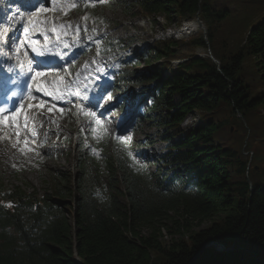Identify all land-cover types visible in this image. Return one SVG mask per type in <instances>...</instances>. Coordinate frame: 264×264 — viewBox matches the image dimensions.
I'll use <instances>...</instances> for the list:
<instances>
[{"label":"trees","instance_id":"trees-1","mask_svg":"<svg viewBox=\"0 0 264 264\" xmlns=\"http://www.w3.org/2000/svg\"><path fill=\"white\" fill-rule=\"evenodd\" d=\"M137 5L142 14L167 20L171 13L179 20L197 14L206 36L184 44L198 48L212 46L216 27L229 16L214 0ZM103 40L107 53L132 41ZM180 41L151 42L140 57L127 54L116 63L118 88L134 87L144 102L143 119L161 130L165 146L156 169L130 155L146 142L102 137L97 157L78 135L72 172L51 174L42 195L26 191L27 183L6 187L0 175V264H264V181L238 151L215 144L226 122L202 118L181 128L194 111L209 114L226 105L246 118L264 109V87L252 90L242 75L251 57L264 82V17L246 30L236 52L214 55L218 64L205 55L174 58ZM140 58L165 61L146 72L135 68ZM171 59L183 61L171 68Z\"/></svg>","mask_w":264,"mask_h":264},{"label":"rangeland","instance_id":"rangeland-1","mask_svg":"<svg viewBox=\"0 0 264 264\" xmlns=\"http://www.w3.org/2000/svg\"><path fill=\"white\" fill-rule=\"evenodd\" d=\"M96 3L100 5L101 1H96ZM214 3L218 7L221 6L228 10L229 16L216 27L215 40L212 46L207 45L206 48L184 44L200 35L206 36L203 22H201L200 29L197 27L196 31L190 32L183 38L177 33L183 22H186V20L190 21L189 19L192 17H198L197 14L179 20L178 17L171 13L168 21L162 17L163 14H157L155 15L156 17H145L137 5V0H107V5H105L102 14L109 21V28L101 25H90L79 15L67 20L59 19L56 14L49 15V13L44 17L48 18V24L51 27L60 30L61 36L66 41L60 48L66 47L64 49L66 55H74L75 50H85L87 49L86 46L90 47V54L95 55L99 48V43L93 39L99 34H108L118 39H132L131 45L124 52L119 53L117 58L109 56V60H107L109 63L103 66L104 73L107 75L103 79V81H106V84L102 86L103 103L110 102L111 105L102 117L104 119L103 123H106L108 129L113 131L115 130L113 128L114 124L117 121H123L125 114L115 111L119 104V102H116L118 98L110 95L112 87H110V81H107L108 79L116 78L117 67L114 65L116 59H125L127 54H134L140 57L143 52L150 50L149 43L152 41L158 42L170 39L182 40L176 48L174 58L205 55L210 60L213 61L215 59L218 62L215 56L225 58L229 54L236 52L243 43L246 30L264 17V2H255L254 0H214ZM123 5L126 10H124ZM61 13H58V15ZM76 30H78L77 33L80 38L75 46L71 47L69 38L76 33ZM164 61H152L150 64H146L140 58V63L135 68L149 72L157 64ZM175 63L173 61L172 65ZM255 66L256 61L251 57H247L242 67L243 78L254 91L261 90L264 87V82L260 80V75L257 74ZM123 95L126 100L125 107L130 112L135 110L136 118L141 119L140 115L143 107L135 89L133 87L127 88L119 96ZM48 110V112L46 110L41 114L39 121L40 138L43 139L45 133L50 134V142H48L49 153L47 154L42 150L44 141L42 142L41 140V145L38 148L28 147L21 140L17 139L16 141L13 138V133L16 130L11 126L0 129V132H6L9 136V141H0V174L6 187L20 185L25 188L24 183H27L29 188L26 191H34L40 196L47 190V182L51 174L57 171L72 172L74 143L76 140L73 133L75 130L80 132L85 127H90V124L80 115L73 114L70 108H60V106L51 105ZM202 118L215 122H226L223 128L215 134V144L222 147H232L238 151L243 159L248 161L250 168H256V177L264 181V109L253 111L246 118L232 115L230 108L226 105H221L217 110L209 114L194 111L186 116L187 124L181 125V128L194 126ZM160 131L148 121L140 122L134 130V140L151 142L146 148L138 151L145 163H150V171L154 170V159L162 148V144L158 140ZM1 137L3 135H0ZM64 138L69 140L67 144L63 142ZM13 143L14 145H12ZM67 210L69 213L71 212L70 208H67ZM169 238L165 233L163 243H167Z\"/></svg>","mask_w":264,"mask_h":264},{"label":"snow or ice","instance_id":"snow-or-ice-1","mask_svg":"<svg viewBox=\"0 0 264 264\" xmlns=\"http://www.w3.org/2000/svg\"><path fill=\"white\" fill-rule=\"evenodd\" d=\"M4 31H7V29H5ZM27 31H28L27 28H25V33H27ZM3 39H4L3 33L0 32V40H3ZM14 43H15V41H12L11 38L8 37L6 46H8L9 44H14ZM28 43L32 47V50L33 51H36V41H29ZM16 52L17 53L20 52V48L19 47L16 48ZM37 54L43 56V55H45V52L44 51H39ZM52 54L59 56L60 59H64V57L61 54H59V53H52ZM25 55H27V53H25ZM28 63H29L28 71L29 72H32L33 71L32 66H31V63L32 62L29 61ZM21 67L23 68V64H21ZM41 75H43V73H41V72H36V74H35V76H41ZM33 79H35V77H33ZM69 95H71V96H78L79 93H69ZM14 96H15V94H13V97H7L6 96V100L7 99L14 98ZM29 107H32V106L29 105ZM22 108H23V105L20 106V109H17L15 112H11V114H9L10 113V110L8 108L3 107V106H0V116H4L6 119H9L11 121H16L17 120V112L20 111ZM85 115L92 116L93 118L95 117V113L94 112H92V113L85 112ZM3 123H4V121L3 120H0V124H3ZM96 123L99 124L100 121L99 120H96ZM128 139H130V137ZM8 207H12V205H8Z\"/></svg>","mask_w":264,"mask_h":264},{"label":"water","instance_id":"water-1","mask_svg":"<svg viewBox=\"0 0 264 264\" xmlns=\"http://www.w3.org/2000/svg\"><path fill=\"white\" fill-rule=\"evenodd\" d=\"M196 19H197V22H198L199 26L201 27V22L198 20V18H196ZM213 62H215L216 64H218V62L215 59H213ZM248 183L250 184L249 181H248ZM213 246L215 247L216 250H226V248L223 247L222 245L213 244Z\"/></svg>","mask_w":264,"mask_h":264},{"label":"bare ground","instance_id":"bare-ground-1","mask_svg":"<svg viewBox=\"0 0 264 264\" xmlns=\"http://www.w3.org/2000/svg\"><path fill=\"white\" fill-rule=\"evenodd\" d=\"M189 27L187 28V30H190L191 32L193 31H196V25L195 23L191 24V25H188Z\"/></svg>","mask_w":264,"mask_h":264}]
</instances>
